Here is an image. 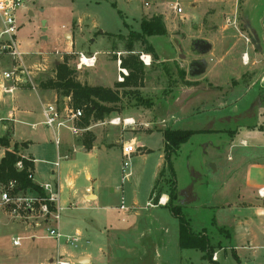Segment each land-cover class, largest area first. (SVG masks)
I'll use <instances>...</instances> for the list:
<instances>
[{"label": "rangeland", "instance_id": "374dc122", "mask_svg": "<svg viewBox=\"0 0 264 264\" xmlns=\"http://www.w3.org/2000/svg\"><path fill=\"white\" fill-rule=\"evenodd\" d=\"M145 1L151 3L150 7L147 8L141 4V2ZM191 1L193 0H118V7H114L111 2H106L100 7L92 9L90 4L87 5V1L84 0H75L74 3L73 0H34L31 5L34 11L33 16L27 19L24 10H20L18 13V19L23 23L18 34V39L21 42L20 48L27 55L28 53L30 54L29 56L25 55L27 81L26 84H20V86H36V83L41 79L50 78L56 68L55 60L64 61L68 57V63L80 72L78 76H80L82 82L89 83V75L97 77L100 72L102 81L96 79L97 82L95 83L98 84L97 86L111 83V88L118 91L121 97L120 102L115 104V107L118 109L104 119H92L86 127L80 125V119L76 120V126L83 129L78 135H81L82 142L84 140V146L90 148L95 142L98 146L102 144L103 150L97 149L89 154L83 151L81 146H77L79 152L77 151V161L75 167L72 169V175H76V190L75 192H71V195H73L72 205L64 208L61 212V230L66 235H73L78 229L83 235L77 243V247L61 243L62 247L68 251L74 250L79 252L81 248L86 247L90 252L98 254L100 248H104L106 253L108 250L107 256L111 258V264H113L118 255L125 258L134 252L133 246L126 243L128 241L126 238L127 233H148L143 240L144 243L149 244V249L158 246L161 254L162 251H165L162 244L166 245L167 242L170 243L172 237L175 236L177 238L178 236L179 224L177 219L171 215L169 208L163 206L154 209L153 207L156 204H153L150 200L151 191L157 178V175H155L156 166L159 162L161 149L163 148V133L158 131V129L154 130L153 133L137 131L134 142L142 146L146 145L153 151L143 154L140 152L142 148L138 153L133 154L130 159V168L125 171H123L124 158L121 149L123 142L111 144H113L112 138H115L114 140H122L125 131H128L127 133L129 134L133 130L131 127L138 124V122L134 124L124 123L125 116L135 113L133 106L139 105L137 99L139 95L134 94L135 91H138L142 97L152 99L155 102L156 108L152 110V119L163 114L164 108H159L157 106L158 103L162 102L165 106L166 101L164 99L168 96L170 97L171 92L175 91V94H177L178 88L185 84L183 79L186 81V66L182 67L181 65L183 56L190 61L194 56L205 52L203 48L195 45L194 41L204 36H209L212 31L210 26L215 25V23L217 25L230 24V18H232L231 10L228 11L229 13L212 20V15L210 14L214 5L213 0H210L207 5H203L201 10H194L195 5L190 6ZM236 1L239 7H241L243 0ZM176 2H179L183 6L184 15L186 14L184 17L173 12L172 4ZM170 6V18L172 22L171 24L168 22L170 29L167 35L148 38L154 45L157 59L153 55L152 64L146 66L140 56L142 53H150L146 48V44L135 41L133 46L134 55H138L140 61L145 66L144 77L137 86H120L119 83L122 81L118 79V59H124L129 56L127 51V43L130 40L129 33L141 30L143 12H147V10L153 13L155 11H168ZM81 11H89L90 15H95L101 19V27L96 31L94 36H98L97 33L101 30L113 34L112 36L107 35L105 37L103 45L101 44V40L89 42L85 39L79 42L80 30L76 26L72 30L73 37L70 32L67 38L66 34L71 28L72 17L79 16ZM192 14L196 15L195 20L187 21L188 16L193 19ZM159 15L165 18L163 14L159 13ZM146 17L148 18L149 15L143 16V18ZM229 27L226 35L231 37V41L226 45L223 53L230 50L237 43L231 52L235 57V62L232 64L235 65V68L237 66V69L241 68V70H246L247 72H244V74L237 72V74L220 79L221 85L219 87L223 91V94L220 96L224 97V104L233 102L236 96L230 100H225L229 98L228 90L240 86H243L240 88L244 89L253 83L254 89L256 88L255 91L258 89L261 92L257 102L254 99L251 100L250 97L245 98L242 102H236L240 110H243L241 118L237 119L238 122L234 119L223 125V130L229 129L233 133L238 126L237 124L249 123L254 119H258V109L264 104V86H261L263 85L262 78L264 77V50L258 45H254L250 48L252 49L251 56L245 64L243 62V54L248 51V45H251L254 40L258 41V39H252L242 23H239L238 26L232 24ZM200 29L203 31L200 32ZM213 32L216 31L213 30ZM117 34H123L124 37L120 38ZM260 34L262 38L259 37V40H264V13L260 20ZM72 38L76 41L78 40V42L76 46L74 45L72 52L67 53L65 51V42L72 40ZM103 48L107 53L104 54L105 56L101 53L99 57H105L104 66L101 65L99 67L101 63H98L99 66L97 65L93 69L94 71H89L90 68L84 65L79 67L81 54L90 57L94 54L92 50L101 51ZM175 57L179 59L176 60ZM170 58H175V60L169 61ZM158 59L160 62H158ZM225 64L228 66L227 63ZM181 71H184V75H181ZM208 84L211 87L210 89H216L213 84ZM144 86H148L149 88L142 90ZM27 103L32 104L30 98L27 100ZM144 106L148 107L147 105ZM172 106L175 108L176 105L174 103L170 105V110L173 111ZM116 118L120 121L118 124L113 123V120ZM121 118L123 119L121 120ZM204 119L199 120L196 118L189 121L184 119L179 125H173V121H171L168 123V126L201 129L217 128L222 125L218 120H214L213 124L211 123L210 125ZM137 128H141L140 125H137ZM39 130L44 132L42 136L40 135V141L46 147V149H43V152L40 153L39 151V158L45 157L47 160H53L51 149H54L56 146L55 139L57 135L61 138L63 145H72L73 142H71L70 138L77 136L65 127L61 128L58 133L55 131V134H53V130L50 127L44 125L40 126ZM128 134L125 135V138L128 137ZM198 139V137H193L189 142L192 150H194L191 158L186 160V154L188 153V146H186V148L181 147L182 154L180 153L178 159L181 160L182 167L180 171V181L182 184H180L182 186L194 184L197 190L200 188L201 181L199 176L203 171L201 169L203 162L207 159L206 155H212L214 152L210 148L208 150L201 148ZM107 147L108 149L105 150ZM228 158L229 155L225 153L220 161V165L223 166L229 163ZM66 160L64 159V161ZM211 163H215V160L213 161L212 159ZM45 166L47 170L52 168V165L47 164ZM87 171L92 175L91 179L85 177ZM130 171L132 175H129V177L124 176V172ZM167 176L169 175L166 173L165 177L160 179L155 193L159 189L161 191L167 190ZM219 179L220 181H224L221 177ZM89 185L99 194V198L92 203H86L82 200ZM135 201H137L135 211L139 212V216L132 215L133 213L123 215V211L116 209V206L122 203L124 207L129 208L134 205ZM181 201L182 197L179 196L178 203L181 204ZM184 204L189 203L184 202ZM30 222L32 221L26 222V225L30 224ZM131 225L133 228H131V231H128L126 227ZM49 227L57 228L58 225L52 219L49 223L37 229L36 234L39 237H36L34 240L32 238L25 239L22 241V245L17 247L11 244L10 233H7V235L6 233H2L4 236L0 240V264H43L48 253L56 256L58 249L57 240L45 237ZM2 232H4L3 228ZM61 242L64 241L62 240ZM225 242L223 239L222 242H217V246H223L222 244ZM261 251L259 264H264V248ZM242 252L240 254L242 263L249 264L254 261L249 251ZM221 257H224V253H222ZM253 263L255 264V262ZM93 264H98V260L94 259ZM224 264H237V262L235 258L230 256V260Z\"/></svg>", "mask_w": 264, "mask_h": 264}, {"label": "crops", "instance_id": "0c3cea01", "mask_svg": "<svg viewBox=\"0 0 264 264\" xmlns=\"http://www.w3.org/2000/svg\"><path fill=\"white\" fill-rule=\"evenodd\" d=\"M74 1L75 0H73V3ZM84 1H87L86 4H90L92 9H96L106 2H111L114 7H118V0ZM213 1L214 5L210 14L212 15V20L229 13V10H231L230 13L232 18H230V24L217 25V23H215V25H211V37L210 35L201 36L202 38L194 41V44L203 48L205 52H201L200 55L194 56L190 61L183 56L181 65L182 67L186 66V81L195 84H184L180 86L177 94H175V91L171 92L170 97L168 96L164 99L166 101L165 106L162 102H159L157 105L159 108H164V113L153 119L151 118V114L153 113L152 110L156 108L155 102L151 107H143V105L140 104L138 106L134 105L133 109H135V113L129 114L124 118L132 119L135 123L138 122L137 125H140L141 128H137V125L131 127L133 130H131L129 134L127 133L128 131H125L122 140H114L115 138H112L113 144L111 145L132 141L135 139L137 131L149 133H153V131L157 129L161 131L163 133V148L161 149L159 162L156 166L157 170L155 175H157V180L161 169L165 165L164 130L167 127L180 128L174 127L173 125H179L184 119L189 121L196 118L199 120L205 118L204 120L210 123V125L211 123L213 124L214 120L221 122L222 125L217 128L194 129L200 132L191 137L199 138L198 143L201 148L207 150L210 148L214 151L212 155L207 154V159L203 162L201 169V171H203L199 176L201 181L199 190L196 189L194 184H189V186H187L188 184L185 185L187 187L182 186V182L180 181V171L182 167L181 160L178 159L180 153L182 154L181 147L186 148V146H188L186 160L190 159L194 151L189 143L191 139L182 144L179 151L174 156L173 165L176 172L178 198L179 196L182 197L180 205L183 207L184 213L189 219L194 231L207 234L214 246H217L223 239L226 241L222 244L223 246H217L215 248L214 254H216L217 257L215 261L218 264H224L230 260V256L235 258L237 264H244L242 263L240 255L243 253L242 251H249L254 258L253 262L259 264V257L262 252L261 249L264 248V198L258 195V189L264 187V104L259 107L258 119H254L255 121L237 124L238 126L233 133L229 129L223 130V125L226 122H231L234 119L239 120L243 114V110H240L236 102H242L245 98L249 97L251 100L254 99V101L257 102L261 92L258 89L255 91L256 88L254 89V83L244 89L240 88L243 86L235 87L228 90L229 98L225 100H230L234 96H236V98L233 102L228 101L229 103L224 104V97L222 98V96H220L223 94V91L219 87L221 85L219 81L225 77L237 74V72L239 74L247 72L246 70H241V68L237 69V66L235 68V65L232 64L235 62V57L231 52L237 43H235L230 50L223 53L224 48L231 41V37L226 35L227 30L230 28L229 26H232V24L238 26L239 23H242L243 27H246L250 37L252 39H258V41L254 40L251 45H248V51L243 54V62L245 64L251 56L250 53L252 49L250 48L254 45H258L264 50V40H259V37L262 38L260 34V20L264 13V0H243L241 7H239L236 0ZM209 2L210 0H193L190 2V6L195 5L194 10H201L202 6L207 5ZM146 3H148V5H146ZM141 4L147 8L151 5L148 1L141 2ZM31 5L28 16L26 15L27 19L34 15ZM170 11L171 6L168 11H155L153 13L147 10V12H143L142 15L148 14V18H151L153 15L159 13L163 14L165 16L166 26H168V22L169 24L172 22ZM185 15H183V17ZM191 16L193 19L188 16L186 20H195L194 18L196 15L194 16L192 14ZM100 21L101 19L99 17L90 15L89 11H81L79 16L72 17L71 28L66 34L67 38L70 32L73 37L72 30L76 26L80 30L79 42L85 39L89 42L101 40V44L103 45L108 32L101 30L97 33L98 36H94L96 31L101 27ZM22 24L21 22V27ZM169 26L167 27L168 31L170 29ZM213 30L216 32H213ZM199 31L202 32L203 30L200 29ZM77 42L78 40L76 41L74 38L69 41L67 40V42H65V51L71 53ZM204 44L208 46L204 48ZM92 51L94 53L93 56H95V64L93 66H88L90 68L89 71H94L93 69L98 63H101L100 66L98 65L99 67H101V65L104 66L105 57L100 58L99 56L101 53L102 55L107 53L104 48L101 51ZM128 53L130 54L129 51ZM131 53H135L134 50ZM29 55L28 53L27 56ZM148 55H151L152 64L153 54L150 53ZM244 55H246L245 59ZM178 57L180 58V56ZM178 57H175L176 60L179 59ZM155 58L157 59L156 54ZM175 58H170L169 61H174ZM60 62L62 61L55 60V66ZM158 62H160L159 59ZM225 63H227L229 67ZM79 73L80 72L77 74L79 75ZM54 75L55 70L50 78L54 77ZM78 79L81 81L80 76H78ZM96 79H102L100 72L97 77L89 75L88 80L90 84H87L97 86L98 84L95 83L97 82ZM41 81H44V79L38 81L36 86L24 85L13 87L11 82L4 81L0 75V137H9L11 139V146H13L14 142L24 143V146H22L23 155L31 158L34 162V182L43 184L54 179L53 181L58 184L60 189V206L63 210L72 205L73 195H71V192H75L76 190V175H72V169L75 167L77 153L79 152L77 146H81L83 151L90 154L94 150L102 149L103 145L101 144L98 146L94 142L90 148H86L83 144L84 140L82 142V138H80L81 135H77L74 138H70L71 142H73L72 145H63L61 142L60 149H58L57 146L51 149L53 160H47L45 157L39 158V151L41 153L44 151L43 149H46L40 141V135L42 136L44 132L39 130L40 126H46L43 123V105L47 103H56L59 107H64L66 104L71 105L69 96H62L55 89L42 87L40 84ZM207 82L213 84L216 89H210L211 87ZM262 83L263 85L261 86H264V77L262 78ZM100 86L111 87V83L100 84ZM146 88L149 87L144 86L142 90ZM29 98L32 104L27 103ZM172 103L176 105V109L172 106L173 111L170 110V105ZM122 119L123 118H121V120ZM171 121H173V125L168 126V123ZM180 129L191 128L181 127ZM52 132L55 134L54 130ZM126 134H128V137L125 138ZM108 147L105 150H107ZM5 150V148H0V159L4 156ZM152 151L151 148L145 145L140 152L148 154ZM60 153L68 154L69 158H67L66 161H64V159L59 160L60 165L55 167L53 163L58 160ZM225 153L229 155V163L221 166L220 161ZM212 159L213 161L215 160V163H211ZM209 161L210 163H208ZM47 164L52 165V168L47 170L45 166ZM130 175H132L131 171ZM85 177L91 179L92 175L87 171ZM220 177L224 181H220ZM152 193L153 189L150 196L151 202L155 196V193ZM90 197H92V199H90ZM98 198L99 194L94 191L91 185L87 186L82 200L86 203H92ZM160 198H162L163 201L160 203L158 202L156 206L153 207L154 209L163 206L166 207V203L169 199L167 190L162 191L158 201ZM184 202H188L189 204H184ZM136 203L137 201L134 202V205L125 209L121 208L122 204H120L116 206V209L123 211V215H130L133 213L132 215L139 216V212L135 211ZM0 215L3 216L1 213ZM174 218L177 219L176 217ZM34 224L35 221H32L30 224L26 225L25 221L10 219L4 215L3 222L0 226V240L4 236L2 233H6V235L10 233V237L22 235L26 236V239L32 238L34 240L36 237H39L38 234H36L37 229L43 227L46 223L42 222L41 225L36 226ZM220 227L226 228L227 230L220 231ZM2 228L4 232H2ZM131 228H133L132 225L126 227L128 231H131ZM76 231L80 232L81 236L83 235L80 230L77 229ZM147 234L148 233H127L126 238L128 241H126V243L133 246L134 252L127 255L125 258H123L124 256L120 257L118 255L113 264H211L208 260L203 258L202 251L196 249H181L179 244V233L177 238L174 236L170 239V243L167 242L166 245L162 244L163 250H165L162 251V254L158 246L149 249V244L144 243L143 240L146 238ZM132 239L133 241H131ZM61 243L67 245L64 242L57 241V255L52 256L48 253L43 264H55L58 258L71 260L72 264H93L94 259L98 260V264H111V258L107 256V249L106 253L104 248H100L98 254L90 252L86 247L81 248L79 252L74 250L68 251L66 248L62 247ZM222 253H224L223 258L221 257ZM82 256H87L85 263L79 261V258ZM121 258L123 259L121 260ZM206 261H208V263H206Z\"/></svg>", "mask_w": 264, "mask_h": 264}, {"label": "trees", "instance_id": "16d2710c", "mask_svg": "<svg viewBox=\"0 0 264 264\" xmlns=\"http://www.w3.org/2000/svg\"><path fill=\"white\" fill-rule=\"evenodd\" d=\"M168 29L162 15L156 14L151 18H143L141 21L140 31H131L129 33L130 40L127 43L129 56L121 59L122 67H126L129 72L125 76L124 81L119 83L120 86H137V84L144 77L145 66L140 61L138 55L131 53L135 41H140L146 44L148 52L155 55V49L153 44L149 41V37L152 36H164L167 35ZM112 36L113 34L107 33ZM120 38H123V34H117ZM68 57L64 61L58 63L55 69V75L52 78H48L41 81L40 84L44 88L55 89L62 96H69L71 105L74 108H80L83 111V115L80 118V125L86 127L90 124L91 120H102L106 116L111 115L118 108L115 104L119 103L121 97L118 91L113 90L111 87L104 86H91L87 83H83L78 79V71L75 67H72L68 61ZM182 72V74H181ZM180 74L184 75V71ZM187 85L195 84L193 82L185 81ZM117 85V86H119ZM140 105L153 106L154 101L149 98L142 97L138 91H135ZM200 132L194 129H180L167 127L164 130L165 139V165L161 169L158 179L155 182L153 193L158 187L160 179L165 177L167 173L168 188L167 193L169 199L166 206L170 212L179 221V244L181 249H196L203 252V258L208 260L211 264H218L213 255L215 248L207 234L203 232H196L192 229L189 219L186 217L183 207L177 202L178 190L176 172L173 165V158L179 151L182 144L186 143L191 137ZM24 143L14 142L11 146V139L7 136L0 137V148H5V154L0 159V184L8 183L11 180H16L18 186L31 189L45 194L43 188L35 183L29 175L34 171V162L29 157L23 155ZM89 147V146H88ZM22 162V168L17 167V163ZM170 177V178H169ZM159 189L153 197V204H157L159 196L161 195ZM152 193V194H153ZM220 231H226V228L220 227Z\"/></svg>", "mask_w": 264, "mask_h": 264}, {"label": "built area", "instance_id": "2783aa9c", "mask_svg": "<svg viewBox=\"0 0 264 264\" xmlns=\"http://www.w3.org/2000/svg\"><path fill=\"white\" fill-rule=\"evenodd\" d=\"M34 0H0V75L4 81L12 83L13 87L26 84V64L25 55L20 48V41L18 39L21 22L18 19L20 10H24L25 15L28 16L30 5ZM148 5V3H146ZM172 9L176 14L184 15V9L176 2L172 4ZM149 58L147 60L146 58ZM141 60L146 64H151V55L142 53ZM245 58V57H244ZM95 64V56L86 57L81 54L79 66H93ZM119 76L118 79L124 81L125 76L128 75V70L121 67V58L118 59ZM44 120L43 123L59 132L63 127L68 128L73 134L78 135L81 129L76 126V120L80 119L83 111L80 108H74L70 104L64 107H59L56 103H47L42 108ZM116 120H113V123ZM120 122V121H119ZM125 124H134V120L125 119ZM55 144L60 149L61 138L57 135ZM144 146L136 144L134 139L130 142L122 143V155L124 158L123 171L130 168V159L133 154L138 153ZM69 158L68 154H59L58 160L53 164L55 167L60 165L61 159ZM32 160V159H31ZM18 168H22V162L17 163ZM124 176L128 177L130 172H124ZM29 177L34 181V171ZM52 179L43 184H39L43 188L45 194L31 189H25L18 186L16 180H11L8 183L0 184V226L3 222L4 215L10 219H17L21 221H35L36 225H41L42 222L46 224L52 219L57 223L58 227H49L45 237L56 239L58 242L62 240L73 247H77L80 240V232L76 231L73 235H66L61 230V212L60 206V189L58 184ZM258 195L264 198V187L258 189ZM160 198L159 203L162 202ZM121 208L125 209L123 203ZM37 236V235H34ZM26 236L17 235L11 237L13 246H21L22 241ZM216 254L213 255L215 260ZM55 264H72L71 260L58 258Z\"/></svg>", "mask_w": 264, "mask_h": 264}, {"label": "water", "instance_id": "95a60500", "mask_svg": "<svg viewBox=\"0 0 264 264\" xmlns=\"http://www.w3.org/2000/svg\"><path fill=\"white\" fill-rule=\"evenodd\" d=\"M207 46H208L207 44H206V45H205V44L203 45L204 48H206ZM191 72H192V68H191ZM86 257H87V256H82V257H80V258H79V261H80L81 263H85V262H86V259H87Z\"/></svg>", "mask_w": 264, "mask_h": 264}, {"label": "bare ground", "instance_id": "6f19581e", "mask_svg": "<svg viewBox=\"0 0 264 264\" xmlns=\"http://www.w3.org/2000/svg\"><path fill=\"white\" fill-rule=\"evenodd\" d=\"M245 56H246V55H245ZM245 56H244V57H245ZM147 58H148V57H147ZM147 58H146V59H147ZM244 59H245V58H244ZM246 59H247V58H246ZM148 60H149V58H148ZM115 120H116V121H115V123H117V124H118V123H119V119H118V118H116Z\"/></svg>", "mask_w": 264, "mask_h": 264}, {"label": "flooded vegetation", "instance_id": "af4514ba", "mask_svg": "<svg viewBox=\"0 0 264 264\" xmlns=\"http://www.w3.org/2000/svg\"><path fill=\"white\" fill-rule=\"evenodd\" d=\"M200 47V46H199Z\"/></svg>", "mask_w": 264, "mask_h": 264}]
</instances>
